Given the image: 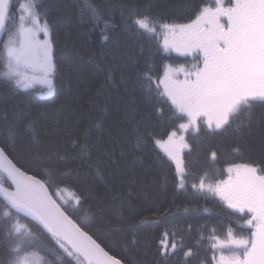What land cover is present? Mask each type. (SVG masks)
Listing matches in <instances>:
<instances>
[{"label":"trees","instance_id":"obj_1","mask_svg":"<svg viewBox=\"0 0 264 264\" xmlns=\"http://www.w3.org/2000/svg\"><path fill=\"white\" fill-rule=\"evenodd\" d=\"M38 2L50 28L54 89L40 96L35 89L18 88L0 78V143L15 140L19 162H14L26 164L27 154L37 150L67 154L61 162L71 169L63 181L65 190L90 195L106 222L96 221L86 230L124 264H185L182 253L166 261L159 257L158 238L166 226L179 228L185 244L193 248L196 255L190 264L211 262L216 251L210 247L213 230L223 238L232 227L235 235L247 237L250 229L240 219L247 218L243 213L228 209L218 196L196 192L191 184H198L205 173L206 183L225 180L228 167L236 164L264 168V105L255 106L250 123L242 114L225 131L205 129L196 136L190 130L184 152L188 187L178 191L175 164L148 134L164 139L183 121L172 118L167 102L158 105L163 114L158 113L137 82L149 68L161 76L165 64L174 63L176 56L164 49L159 30L149 36L126 23L132 9L167 22L187 23L193 8L212 0H91L102 17L99 21L85 9L86 0ZM16 23L18 13L9 27ZM85 129L91 137V159L73 158L71 141L82 139ZM137 129L146 139L141 149L135 148ZM69 215L76 220L82 213ZM20 219L37 230L35 222ZM133 238L134 245L129 243ZM6 244L0 231V259L6 255ZM47 258L52 264H65L59 254Z\"/></svg>","mask_w":264,"mask_h":264},{"label":"snow or ice","instance_id":"obj_2","mask_svg":"<svg viewBox=\"0 0 264 264\" xmlns=\"http://www.w3.org/2000/svg\"><path fill=\"white\" fill-rule=\"evenodd\" d=\"M84 7L98 21L102 19L91 0H86ZM14 9L19 13V23L10 28ZM126 23L149 36L159 30L165 50L194 57L190 67L166 64L162 76L154 75V70L149 68L137 78L145 97L154 102L158 113L163 114V108L158 105L167 102L172 118L179 121L186 118V122H180L177 129L167 133V139L148 134L175 162V188L185 191L188 172L180 153L186 144L183 135L178 137V130L195 127L199 131L198 121L203 119L211 132L225 131L242 114L250 123L255 106L264 105V0L201 3L191 10L187 23L167 22L132 9ZM49 32L46 13L38 0H20L16 5L12 0H0V63L5 69L0 72V78L15 87L28 88L39 74L43 78L41 82L48 84L51 91L52 81L48 77L54 71V64ZM100 126L97 123L96 127ZM60 131L56 129L57 134ZM136 131L135 148L141 149L146 143L145 135L139 129ZM90 138L89 130L85 129L82 139H72L73 158L91 159ZM17 147L15 140L0 143V231L7 241V252L0 264H52L47 257L57 254L65 264H73V260L75 264H123L122 258L110 254L107 246L98 242L99 237L94 239L86 230L96 221L106 222L103 215L97 214L90 195L73 189L70 200L64 199L68 186L63 181L71 175V169L62 167L61 162L68 155L37 150L27 154L26 164L17 166L19 161L14 155ZM212 158H216L215 152ZM97 170H102L99 162ZM227 171L230 174L227 180L206 183L205 173L191 188L218 196L228 209L243 213L247 218L240 219L250 234L238 236L228 227L221 238L213 230L210 247L219 256L213 255L211 262L205 260L201 264H264V168L258 172L250 164H236ZM69 212L82 215L74 220ZM21 216L35 222L37 230L21 223ZM129 243L134 245L135 238ZM157 251L165 261L182 253L185 264H190L196 255L185 244L181 230L174 226H166L162 231Z\"/></svg>","mask_w":264,"mask_h":264},{"label":"rangeland","instance_id":"obj_3","mask_svg":"<svg viewBox=\"0 0 264 264\" xmlns=\"http://www.w3.org/2000/svg\"><path fill=\"white\" fill-rule=\"evenodd\" d=\"M225 2H227V0H225ZM18 23H19V13H18ZM18 23H16L15 25H17ZM14 25V26H15ZM14 26H12V27H14ZM11 27V28H12ZM7 38V37H6ZM40 39L41 40H43L44 39V36H43V34H41L40 35ZM48 39L50 40V32H49V37H48ZM50 43H51V41H50ZM169 53L171 52V53H173V54H175V56H176V59H175V62L173 63V62H170V61H168L166 64H172L173 66H181V65H183V66H185V67H190L191 66V64L192 63H194L195 61H194V57L192 56V55H182V54H180V53H178V52H176V51H174V50H167ZM51 57H52V45H51ZM179 57H182V60L179 58ZM52 62H53V57H52ZM1 65H2V70L3 71H5V69L3 68V64L2 63H0ZM54 64V63H53ZM165 64V65H166ZM53 74H54V71L49 75V77H48V79H50L51 81H52V89H51V91H50V89H49V86H48V84H46V83H43V82H41L42 81V77H40L39 76V74H36V76L32 79V82H31V84H30V86L28 87V88H24V89H35L37 92H38V95H40V96H48V95H50L52 92H53V89H54V83H53ZM163 74V73H162ZM29 75L31 76L32 74L31 73H29ZM162 76V75H161ZM183 78V76H181V79ZM162 87V86H161ZM183 122H186V118H185V121H183ZM200 122H202V123H200ZM198 127H199V131H197V128H195V127H193V128H189L187 131H180V130H178V137L180 136V135H183L184 136V143L186 144V147H184L182 150H181V153H180V155H181V157H182V159H183V161H184V152H185V150L187 149V146L189 145L188 144V141H187V133L191 130V131H194L195 132V135L197 136L199 133H201V132H205V129H208L207 128V125H206V123H205V121L202 119V120H200V121H198ZM177 129V128H176ZM209 131H211V130H209ZM164 139H167V137L166 138H164ZM162 150V149H161ZM163 151V150H162ZM173 163L175 164V162L173 161ZM252 165V164H251ZM252 166H254V165H252ZM175 167H176V165H175ZM256 167V166H255ZM259 172V171H258ZM227 174H228V176L225 178V180H227L228 178H229V173H228V171H227ZM222 181V180H221ZM217 182H219V181H217ZM71 193L70 192H68L67 190H65L64 191V199H69V198H71ZM214 255H216L217 257L219 256V253L218 252H216L215 251V253H214Z\"/></svg>","mask_w":264,"mask_h":264},{"label":"water","instance_id":"obj_4","mask_svg":"<svg viewBox=\"0 0 264 264\" xmlns=\"http://www.w3.org/2000/svg\"><path fill=\"white\" fill-rule=\"evenodd\" d=\"M14 162V161H13ZM15 163V162H14ZM18 166V165H17ZM30 174V173H29ZM31 175V174H30ZM91 235V234H90ZM94 238V237H93ZM95 239V238H94ZM110 254H112V253H110ZM124 264V263H123Z\"/></svg>","mask_w":264,"mask_h":264}]
</instances>
